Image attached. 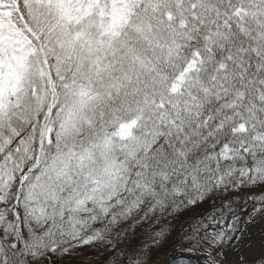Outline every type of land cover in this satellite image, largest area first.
<instances>
[{
  "label": "snow or ice",
  "instance_id": "1",
  "mask_svg": "<svg viewBox=\"0 0 264 264\" xmlns=\"http://www.w3.org/2000/svg\"><path fill=\"white\" fill-rule=\"evenodd\" d=\"M0 264H264V0H0Z\"/></svg>",
  "mask_w": 264,
  "mask_h": 264
}]
</instances>
